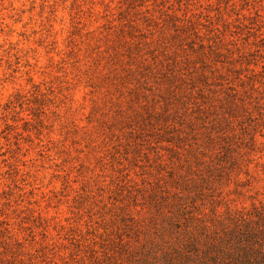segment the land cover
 <instances>
[{"label": "rangeland", "instance_id": "374dc122", "mask_svg": "<svg viewBox=\"0 0 264 264\" xmlns=\"http://www.w3.org/2000/svg\"><path fill=\"white\" fill-rule=\"evenodd\" d=\"M66 6L61 62L0 102V264H200L264 200V0H0V62L57 53ZM69 75L84 107L53 114Z\"/></svg>", "mask_w": 264, "mask_h": 264}, {"label": "trees", "instance_id": "16d2710c", "mask_svg": "<svg viewBox=\"0 0 264 264\" xmlns=\"http://www.w3.org/2000/svg\"><path fill=\"white\" fill-rule=\"evenodd\" d=\"M174 61L170 62L165 66L166 72L160 71L162 77H168V81L171 83V93H174V89H180V86L183 85V77L175 70ZM204 73L201 74L203 76ZM207 79L208 77L204 75ZM179 79L180 83L177 86L174 82ZM195 82V77H194ZM194 87V86H193ZM197 93L200 95L203 93L201 90H197ZM235 95V94H234ZM173 99L180 100V97L176 94L172 95ZM164 111L169 110V103L165 102ZM235 102H232L231 105L227 106L232 108ZM222 108L223 114H228L230 117L235 115L231 113L233 109H225L226 107L219 106ZM201 110V109H200ZM259 120L261 126L264 125V115L259 114ZM175 119V116H172ZM259 122V123H260ZM195 124L193 121L190 122L189 126ZM206 127V137L207 141L213 142L216 138L212 135V131L221 132V136L217 138L228 139L227 136H224L226 127L229 124V121L226 117L216 118L213 121L209 122V126L205 123V120L201 123ZM253 141V139L251 140ZM218 154L220 156L216 157L217 162H226L227 160L232 161V159L227 158L230 148L227 146L220 147ZM234 151V150H233ZM214 159V160H215ZM234 161H232V165ZM206 169L210 167L206 166ZM261 203V202H260ZM254 214H248L247 217L241 219L240 223H237L235 227V232L232 237L227 239H222L220 241H215L211 239L210 236L206 235L205 244L208 243V246L205 251L202 252V256L199 261L200 264H264V200L258 208H254ZM192 246V244H191ZM179 261H171L169 264H179L181 261L189 262L190 257L186 253H179L177 255ZM182 264V263H180Z\"/></svg>", "mask_w": 264, "mask_h": 264}, {"label": "clouds", "instance_id": "9594fccd", "mask_svg": "<svg viewBox=\"0 0 264 264\" xmlns=\"http://www.w3.org/2000/svg\"><path fill=\"white\" fill-rule=\"evenodd\" d=\"M49 5L45 4V10L43 15L38 17V21H43L48 16ZM100 9H97L99 12ZM56 22L53 24L52 32L58 44L57 53L47 54L45 51L39 47H36L33 51L29 52L28 55L24 56L19 63L12 62L11 54L4 59L8 61V64L0 62V75L4 78V90L0 91V102L7 103L8 98L12 97L18 92H23L27 94L30 91L31 85L27 81L30 79H35L41 81L44 77V72L48 66L49 60L54 61L59 64L63 58V40L65 39V29L67 27V22L69 19V12L67 6L65 9H56L55 11ZM99 25V20H96L91 26V30H95V27ZM37 36L39 38L40 29L36 28ZM15 37H9V43H12ZM7 44L4 45L6 49ZM20 48H32V45H18ZM3 49H0L2 53ZM10 65V66H9ZM66 80L70 81L69 86H66L63 93L56 98L53 105V114H72L75 115L80 110L83 109L85 104V95L80 91L81 83L79 79L72 77L71 75L65 77ZM4 169H0V174H4ZM23 187V186H21ZM20 207H23L21 203ZM16 206L12 205L9 211H15Z\"/></svg>", "mask_w": 264, "mask_h": 264}]
</instances>
